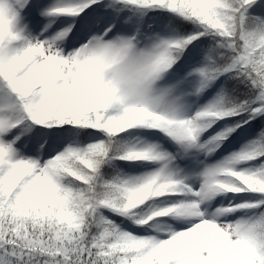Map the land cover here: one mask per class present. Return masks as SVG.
Listing matches in <instances>:
<instances>
[{
  "label": "snow or ice",
  "instance_id": "6c2138e0",
  "mask_svg": "<svg viewBox=\"0 0 264 264\" xmlns=\"http://www.w3.org/2000/svg\"><path fill=\"white\" fill-rule=\"evenodd\" d=\"M0 264H264V0H0Z\"/></svg>",
  "mask_w": 264,
  "mask_h": 264
}]
</instances>
